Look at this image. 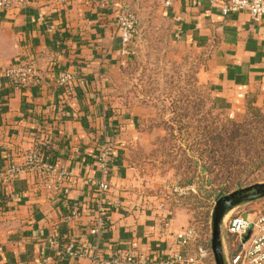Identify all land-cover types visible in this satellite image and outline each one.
<instances>
[{"label": "crops", "instance_id": "0c3cea01", "mask_svg": "<svg viewBox=\"0 0 264 264\" xmlns=\"http://www.w3.org/2000/svg\"><path fill=\"white\" fill-rule=\"evenodd\" d=\"M147 1L26 0L0 11V264H114L130 254L135 264H160L189 252L175 235L191 217L147 202L156 198L138 182L130 157L139 120L121 112L113 96L126 58L118 18ZM166 8L176 37L210 55L205 76L216 109L238 116L249 103L263 107L264 15L259 22L247 12L224 16L211 0H174ZM33 58L40 85L18 88L3 75L15 61ZM65 70L80 75L72 93L58 85ZM43 145L67 173L69 194L51 190L36 171L8 176ZM109 146L113 196L104 205L106 227L92 234L99 160ZM74 209L80 218L70 220Z\"/></svg>", "mask_w": 264, "mask_h": 264}, {"label": "rangeland", "instance_id": "374dc122", "mask_svg": "<svg viewBox=\"0 0 264 264\" xmlns=\"http://www.w3.org/2000/svg\"><path fill=\"white\" fill-rule=\"evenodd\" d=\"M132 12L139 24L113 96L121 112L139 120V139L130 157L138 182L156 198L147 202L190 215L197 236L189 248L193 252L196 246L210 245L219 199L264 184V106L249 103L238 116L218 111L205 76L209 53L176 37V23L161 0H148ZM228 131L233 136L231 147L229 141L219 140L220 133L226 136ZM191 179L199 186L214 183L219 197H208L196 185L185 186ZM255 212L264 214V198L238 206L223 218L226 264L239 246L227 232V222ZM202 264H216L213 252Z\"/></svg>", "mask_w": 264, "mask_h": 264}, {"label": "built area", "instance_id": "2783aa9c", "mask_svg": "<svg viewBox=\"0 0 264 264\" xmlns=\"http://www.w3.org/2000/svg\"><path fill=\"white\" fill-rule=\"evenodd\" d=\"M174 0H165L166 7L172 5ZM26 0H0V11H7L16 6L24 5ZM211 3L218 7L224 16L247 12L255 22H259L264 15V0H211ZM120 39L124 46L122 55L128 52L127 47L132 42L139 24V18L131 11L125 10L118 18ZM3 75L16 87H26L32 84L40 85L42 82L36 59L18 60L10 64ZM80 81L79 72L76 70L61 71L58 75V85L72 93ZM112 148H105L100 156L99 166L103 179L95 184L97 189L96 203L98 216L96 217L92 234L99 233L106 227L105 203L113 196V190L106 178L110 174V163ZM25 171H36L44 174L51 181V190L56 193L67 195L70 188L67 184V173L59 169L56 160L44 157L42 147L31 151L26 155L23 165H12L7 171L9 177H14ZM70 220L80 218V212L74 209L68 217ZM227 232L235 238L239 244L237 252L231 257L230 264H264V214L255 212L252 217L234 216L226 225ZM176 243L180 248L191 246L196 240V232L192 227L181 230L176 235ZM248 237V238H247ZM71 255H75L74 247H70ZM212 257L211 246H196L193 252H182L171 255L160 264H202L206 259ZM114 264H135V256L119 255L114 259Z\"/></svg>", "mask_w": 264, "mask_h": 264}, {"label": "water", "instance_id": "95a60500", "mask_svg": "<svg viewBox=\"0 0 264 264\" xmlns=\"http://www.w3.org/2000/svg\"><path fill=\"white\" fill-rule=\"evenodd\" d=\"M262 198H264V184H258L236 191L217 201L212 215V233L210 241L216 264H226L221 240V223L223 218L234 208Z\"/></svg>", "mask_w": 264, "mask_h": 264}, {"label": "trees", "instance_id": "16d2710c", "mask_svg": "<svg viewBox=\"0 0 264 264\" xmlns=\"http://www.w3.org/2000/svg\"><path fill=\"white\" fill-rule=\"evenodd\" d=\"M223 1H228V0H223ZM123 66V65H122ZM122 68V67H121ZM228 133H230V134H228ZM226 134V136H223L221 133H220V135L222 136V138L221 139H219V140H221V141H223V142H226V141H229L230 142V147H231V144H232V142H233V136H232V131H228L227 133H225ZM42 147V150H43V153H44V157H50V158H55V156L53 155V153H52V151H51V148L48 146V145H43V146H41ZM214 152H215V150H214ZM210 160H215V157H210ZM194 179H197L195 176L193 177ZM194 179H191V181L188 183V184H186L185 186H187V187H190V186H193V185H196L197 186V188H198V191H200V192H202V193H205V194H207L208 195V197H211V196H215L216 198H218L219 197V195H216V192H215V190H217V189H215V187H214V183H212V182H208V185H203V184H200L201 186H199V183H196L195 184V182H194ZM204 191H203V190ZM205 246H208V247H210V245H209V242H208V245H205Z\"/></svg>", "mask_w": 264, "mask_h": 264}]
</instances>
